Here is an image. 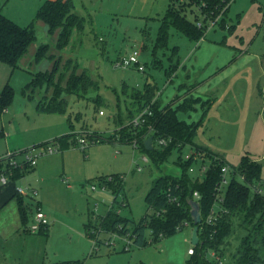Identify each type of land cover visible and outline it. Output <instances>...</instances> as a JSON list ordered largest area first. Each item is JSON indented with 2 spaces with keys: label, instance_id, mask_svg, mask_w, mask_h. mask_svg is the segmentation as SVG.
<instances>
[{
  "label": "rangeland",
  "instance_id": "1",
  "mask_svg": "<svg viewBox=\"0 0 264 264\" xmlns=\"http://www.w3.org/2000/svg\"><path fill=\"white\" fill-rule=\"evenodd\" d=\"M42 1L0 0V13L20 26L33 27L35 41L27 48L25 58L32 56L41 45H49L50 49L38 65L28 64L29 59H26L25 67L12 69L9 64L0 62V94L6 86L12 89L6 111H0V157L32 147L40 152L42 144H51V140L61 136L72 137L66 149L40 156L36 166L28 168L14 183L8 182L14 189L20 187L26 191L23 195L26 228L36 207L41 208L49 221L31 237V264L66 261L188 264L187 250L192 248L190 225L158 242L145 247L132 244L126 250L123 239L114 237L113 246L103 242L109 232L100 230L101 221L109 210L137 223L148 212L144 197L153 181L163 175H182L179 151L173 149L167 160L156 167L150 161L138 162L142 153L129 144L109 140L91 144L83 151L73 146V135L86 131L108 138L115 125L123 121L121 113L134 102L132 91L142 94L148 85L163 105L183 98L182 91L175 99L174 96L184 73L196 87L192 89L194 95L203 98L205 88L210 87L203 78L212 72L216 73L214 80L224 79L206 93L211 104L203 107L198 103L194 109H178L176 116L181 122H200L195 145L219 154L232 168H237L241 158L246 156L261 164L260 176L264 179V160H261L264 159V99L258 92L264 93V0L231 1L226 11L221 10L219 21L210 25L198 41L170 27L166 45H156V36L169 0H69L72 12L84 22L82 31L72 28L62 49L55 47V39L36 18ZM176 5L177 12L194 24L197 20H213L220 14L214 15L213 11L203 10L189 0L176 2ZM136 48L141 51L139 62L145 67L144 71L113 67L116 59ZM232 67L235 70L229 74ZM53 68H57L55 82L64 76L61 79L64 84L67 75L84 71L97 81L98 87L83 97L64 95L66 107L62 113L37 111L36 101L52 95V88L35 90L31 100L24 95V88L31 79L30 72L48 73ZM170 68L177 74L171 84L165 74ZM98 111L104 115H98ZM193 148L183 147L181 157L191 153ZM22 159L23 155L16 156L17 161ZM136 163L140 171H134ZM110 175H123L125 181L115 201L113 192L117 184L105 190H90V183L96 186L98 178ZM189 176L202 178L198 173ZM61 179H65L66 184ZM225 190L223 186L222 193ZM240 220V215L232 218V231L220 246L218 264H238L235 254L247 234L246 227L239 225ZM86 224L90 225L92 236L86 234ZM95 227L100 231L96 232ZM211 252L206 253L205 258L215 263Z\"/></svg>",
  "mask_w": 264,
  "mask_h": 264
},
{
  "label": "trees",
  "instance_id": "2",
  "mask_svg": "<svg viewBox=\"0 0 264 264\" xmlns=\"http://www.w3.org/2000/svg\"><path fill=\"white\" fill-rule=\"evenodd\" d=\"M192 4H198L203 10H211L214 15L220 13L222 7L229 0H189ZM176 2L183 3V0H169L165 14L161 20L157 32L156 45H166L168 38V30L170 27L182 33L193 41H198L204 37L205 27L198 28L178 11ZM219 8V10H218ZM226 11V10H224ZM212 14V13H210ZM36 18L42 21L50 36H55V47L62 49L66 43L72 28L79 31L83 29L84 19L72 12V5L69 0H45L36 10ZM212 15V16H214ZM196 19V18H195ZM55 33V35H54ZM35 41V33L33 27L20 26L8 17L0 13V62L9 64L12 69L18 68L20 61L27 55L30 45ZM49 45H41L35 51L32 59L33 64L38 65L49 52ZM76 68V65H75ZM57 68H53L48 73L30 72L31 79L24 88V95L28 99H33L35 90H46L52 88V95L41 98L36 101L35 109L46 113H62L65 111L66 100L64 95H77L83 97L89 92L96 90L97 81L91 79L84 71L75 74L72 72L65 78V83L61 84L54 81V75ZM173 70L170 68L165 71L169 78ZM43 91V92H44ZM12 89L6 86L0 94V111L5 108L6 103L12 97ZM139 95V100L137 96ZM132 97L135 98L134 106L122 115V122L116 124V133L119 136L120 143L129 144L131 140L138 141V150L147 154L151 158V162L159 167L165 162L173 149L179 151V166H182L180 177H172L163 175L156 178L149 191L144 197L148 212L137 223L121 217L118 213L109 210L105 218L101 221V229L110 233L116 232L123 235L126 231H130L131 242L138 247H145L160 241L163 238L170 237L180 232L184 227L190 225L192 228V220L190 218V202L192 201V193L196 191L200 199L198 200L200 220L202 223L198 225L199 242L196 246H192L193 253L189 256L188 264H218L217 258L220 259V246L229 237L232 231V218L240 215V226L246 227L247 234L241 242L239 249L235 254V260L238 264H260L264 261V198L250 194V186L255 185L261 180L260 168L261 164L250 160L243 156L237 168H232L234 172L243 176V180L239 181L233 177L226 187L223 195V201L220 207L224 210L216 217L213 225H204V219L209 214L214 203V188L220 179V167L225 164L224 159L214 153H211L203 146H197L194 143L196 129L199 123H185L178 120L176 112L178 109H194L195 104L200 103L201 106H207V101L201 102L199 98L186 97L181 102L170 101L166 105H161L159 98L156 97L151 86H146L144 93L132 91ZM188 98V99H187ZM150 106L151 115L145 118V122L140 127H134L129 124L131 119L137 113ZM152 132L149 134V128ZM76 135V134H75ZM75 135H73L74 143ZM98 137L95 132L89 138ZM152 139L163 137L170 139V143L165 147L153 145L151 150L144 148L143 142L148 137ZM71 136H61L56 138L64 150L69 146V138ZM72 139V137H71ZM114 141L112 136L104 141ZM115 142V141H114ZM72 143V144H73ZM193 146L205 153L207 157H211L210 168L203 175L201 180L191 178L187 172L190 162H181V149L184 146ZM85 151V149H83ZM28 168L23 166L22 169H15L11 176V181L20 178ZM118 186L113 192V196L117 197L120 189ZM114 198V201L116 200ZM175 198L176 201H170ZM18 212L21 224L27 221L26 209L23 201L17 195ZM156 213H159L156 216ZM219 214V213H218ZM104 225V227H103ZM86 234L92 236L91 227L86 224ZM121 229L119 230V228ZM28 229V227H27ZM44 229V228H43ZM96 229V227L94 228ZM100 230L96 229V232ZM89 232V233H88ZM213 251L215 257H212L215 263L209 262L205 257L206 253ZM48 264H78L74 261L54 262Z\"/></svg>",
  "mask_w": 264,
  "mask_h": 264
},
{
  "label": "built area",
  "instance_id": "3",
  "mask_svg": "<svg viewBox=\"0 0 264 264\" xmlns=\"http://www.w3.org/2000/svg\"><path fill=\"white\" fill-rule=\"evenodd\" d=\"M231 1L233 0H229L228 2L225 3V5L222 7V11L228 8ZM221 16H222V13L220 10V14H218V16L213 20H204L202 17L203 21L199 22L197 20L196 26L198 28L205 27L204 29L206 30L208 29L210 25L211 26L215 25L219 21ZM205 24H207L208 26L207 25L205 26ZM140 54H141V51L139 49L137 48L133 49L126 56L116 59L113 62V67L120 68V69H127L129 67H132V68H135L137 71H144L145 67H143L139 62ZM262 99H264V96H262ZM3 111H6V109L4 108ZM103 114L104 113L102 111H98V115L102 116ZM151 114L152 113H151L150 106H147L144 108V110L140 111V113H137L134 116V118L131 119L129 124H131L133 128L140 127L144 124L145 118L149 117ZM116 130L117 129L115 128L110 136L113 137L115 142L120 143L119 136L117 135ZM151 132H152V128L150 127L149 134ZM94 133L95 132L88 134L86 131H81L77 133L75 135V141L73 143V146L74 147L79 146L83 150V149H86L87 146H90L91 144H96V142L100 143V141L104 139L103 137H101L100 134H98V137L96 138H94L93 136L92 138H89V136ZM169 140L170 139H166L163 137H157L155 139H152L151 146L153 147V145L156 144L158 147H165L170 143ZM129 145H131L133 150H138V141L136 139L131 140ZM40 146H41L40 152H37V150H35L36 147H32L31 149L21 151L20 153L19 152L18 153L17 152L6 153L3 157H0V185L4 186L8 184V182L11 180V176L13 175V171L15 169L17 168L22 169L23 166L34 167L37 163V159L40 156L52 155V154H55L61 151V145L57 139L51 140V144L45 143ZM18 154L23 155V159L21 162L16 160V156ZM132 156H133V153H132ZM180 157H181V153H180ZM150 159L151 158L147 157L146 154L142 153V156L138 159V162H140L141 164H146L148 163V161L151 162ZM181 159H182L181 160L182 163L190 162V165L187 169V172L189 174L198 173L199 175H202V177L204 174H206V172L210 168V164L212 161L211 157H207L204 152L196 149L195 147L193 148L191 153H189L188 155L187 154L183 155ZM261 160H264V159H261ZM132 163H134V161H132ZM135 165H136V168L134 169V171H140L141 170L140 165L138 163H136ZM233 177H236V179H238L239 181L243 180V176L237 175L232 169V167H230L227 164H223L220 167V179L214 188V190H216L214 191L215 192L214 193V203L210 209L209 214L205 217L204 222H203L205 226L213 225L216 220V217L220 215L222 212H224V210L220 207V205L222 204L223 195H224V193H222V187L223 186L227 187ZM62 182L66 184L65 179H62ZM96 182H97L96 186L90 183L91 191H96L97 189L105 190L107 187L114 185V184H117V186L123 187L125 181H124L123 175L121 176L120 175H110L106 177H100L96 180ZM250 189L255 195H259L262 198H264V182H262L261 180L257 182L255 185L250 186ZM25 192L26 191L24 189H21L20 187L15 189V193L19 195V197L23 196ZM32 194L33 195L35 194V190L32 191ZM115 197L116 196H113V200ZM199 199H200L199 194L196 191H194L192 193V200L198 202ZM170 201L173 202V201H176V199L170 198ZM158 214L159 213H156V216ZM46 216L47 215H45V213L41 210V208L36 207V210L33 213L32 220L29 223L28 231L30 233H36L37 231H40L41 229L46 227L49 224V221ZM201 223H202V220H201ZM120 229L121 227L119 228V230ZM114 237L124 240L125 244L123 245V248L125 250L128 249L130 245H132L130 231H126L121 236L120 234L116 232H110L108 234V237L105 238L103 242H105L108 245L113 246L115 242ZM94 240H96V237L94 238ZM192 253H193L192 248L187 250L188 255H191ZM210 256L215 257V253L211 252ZM217 261L220 262L218 258H217Z\"/></svg>",
  "mask_w": 264,
  "mask_h": 264
},
{
  "label": "crops",
  "instance_id": "4",
  "mask_svg": "<svg viewBox=\"0 0 264 264\" xmlns=\"http://www.w3.org/2000/svg\"><path fill=\"white\" fill-rule=\"evenodd\" d=\"M42 2H40V3H42ZM52 39H55V36H52ZM34 53H35V50H34ZM34 53H33V55H34ZM33 55L29 56L25 59H22L20 61V65H22V66L24 65V67H25V65L27 63L29 64L31 62L30 60L32 59ZM26 59H29L27 63H25ZM76 65H77V63H76ZM77 67H78V65H77ZM175 69H172L173 72H172L171 76L169 78L167 77L168 82L170 84L173 80L172 77L177 76V74L175 73ZM232 70H235V69L232 67L231 71H229V74L232 72ZM221 73H223L222 70H221ZM215 74L216 73L210 72L209 74H207L206 77L203 78L204 81L208 82V84L210 83V85H209L210 87L205 88L206 91L202 93L203 94V98H202L199 95H196V96L194 95L193 90L196 87L194 88V84H191L192 81L189 80V76H187V74L184 73V79L178 85L177 90L175 92L176 94L174 96V99L177 96V94L179 95L180 91H182L184 95H183V98L181 97V98L175 100V103L181 102V99H184L186 97H189V98L191 97V98H199V99H201V102L207 101V103H208L207 106H209L211 104V101L207 97L206 93L211 91L214 87H217L218 85H220V83L224 79V78H221L220 80H218V79L214 80L217 78V77H214ZM91 79H93V78H91ZM258 92H259L260 97L262 98V96H264V93H262V91H260V90ZM133 106H134V102L132 104H130L129 108H127V109L131 110ZM127 109L124 113H121V115H125L126 112H128ZM113 122H114V120H113ZM114 125H115V123H114ZM115 128H116V125H115ZM209 151H211V150H209ZM211 153H212V151H211ZM61 181H62V179H61ZM261 181L264 182V179H261ZM12 182L14 183L15 181H12ZM19 198H21L23 201V196H20ZM18 200L19 199H17V194L15 193V189L11 184L9 185V183H8L7 185H4V186L0 185V264H31V261H32V260H30V251H31L30 245L32 242L31 237H33L37 233H30L28 231V229L25 227V224L24 225L21 224V221L19 218V212H18V205H17ZM23 205H24V203H23ZM24 207H25V205H24ZM25 209H26V207H25ZM24 228H25V230H24ZM41 264H48V263L43 262Z\"/></svg>",
  "mask_w": 264,
  "mask_h": 264
},
{
  "label": "water",
  "instance_id": "5",
  "mask_svg": "<svg viewBox=\"0 0 264 264\" xmlns=\"http://www.w3.org/2000/svg\"><path fill=\"white\" fill-rule=\"evenodd\" d=\"M151 142H152V136H148L144 142V148L146 150H151L152 146H151ZM199 204L197 201H191L190 202V218H191V222H192V228H191V232H190V243L192 246H196L199 242V235H198V225L201 223L200 220V214H199Z\"/></svg>",
  "mask_w": 264,
  "mask_h": 264
},
{
  "label": "bare ground",
  "instance_id": "6",
  "mask_svg": "<svg viewBox=\"0 0 264 264\" xmlns=\"http://www.w3.org/2000/svg\"><path fill=\"white\" fill-rule=\"evenodd\" d=\"M61 151H62V149H61Z\"/></svg>",
  "mask_w": 264,
  "mask_h": 264
}]
</instances>
